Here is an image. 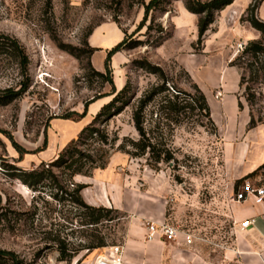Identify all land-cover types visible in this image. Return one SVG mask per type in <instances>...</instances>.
<instances>
[{"label": "rangeland", "instance_id": "374dc122", "mask_svg": "<svg viewBox=\"0 0 264 264\" xmlns=\"http://www.w3.org/2000/svg\"><path fill=\"white\" fill-rule=\"evenodd\" d=\"M151 1L0 0V35L17 39L29 58L24 75L16 60L0 55V96H18L0 104V250L15 256L5 264H95L116 247L130 264H172L173 252L205 264H264V246L247 233L245 222L233 219L238 195L248 185L264 188V175L247 178L264 164V124L249 128L251 114L258 119L264 113V97L256 85L252 108L239 86L241 72L232 67L248 43L260 38L245 20L253 5L264 21V0H235L216 17L199 53V16L186 10V0L151 12L146 23L142 5ZM52 30L81 57L60 50ZM124 40L127 47L110 56ZM131 42L140 45L130 47ZM143 60L165 71L170 88L195 94L197 86L217 132L200 127L198 122L206 121L196 114L178 127L171 142L177 170L172 164L158 172L144 159L114 151L105 170L75 177L86 186L85 203L87 197L93 207L114 210L113 221L91 230L70 205H58L49 193L39 196L11 178L9 166L35 171L53 162L126 86L127 98L113 110L109 131L137 139L134 107L158 84L139 67ZM89 62L97 72L110 71L114 86L92 75ZM153 110H147L149 122L157 121L156 114L150 116ZM149 224L170 225L191 235L193 243L187 246L183 234L175 242L162 241L160 248L150 245ZM91 235L104 247L84 250ZM131 235L140 244L128 252ZM59 240L76 254L70 262L59 261Z\"/></svg>", "mask_w": 264, "mask_h": 264}, {"label": "trees", "instance_id": "16d2710c", "mask_svg": "<svg viewBox=\"0 0 264 264\" xmlns=\"http://www.w3.org/2000/svg\"><path fill=\"white\" fill-rule=\"evenodd\" d=\"M179 0H152L148 5L143 4L145 9L144 22L151 12L162 10L172 2ZM235 0H186V10L199 16L198 21V41L195 49L196 53L202 50V44L215 23L216 17L230 6ZM258 7L251 5L247 10L246 22L260 34L258 40L248 43L243 51L232 62V67L241 72L240 89L244 90L246 102L253 108L256 103V85L261 86L264 97V21H261L256 13ZM154 20L148 26L147 33L153 29ZM142 25V27H144ZM50 36L62 51L80 58L81 54L73 46L65 45L55 36L52 30ZM93 30L88 32L91 36ZM127 42L124 40L116 46L109 55L112 56L125 47ZM130 47L140 45V42H131ZM95 49H91L89 57L93 56ZM8 55L16 60L21 67L22 73H28L29 58L20 42L12 37L0 35V55ZM92 75L104 81L105 84L114 86L110 71L105 73L97 72L89 62ZM139 67L157 78L158 84L148 91L137 101L134 107L132 123L138 134L137 139L131 137L120 138L117 132L109 131V119L118 103H123L128 95V87H124L115 98V101L104 106L94 121L85 127L79 137L73 140L59 156L49 164H42L38 170L25 171L16 166H9L12 171L10 177L19 180L32 192L42 195L49 193V196L58 205H70L76 211V218H80L82 226L88 229H95L104 221H113L110 215L113 209L97 208L85 203L82 198V191L85 185L74 182L75 177H91L98 170H105L109 165L112 152H120L129 156L131 159H144L147 166L155 171H160L162 166L170 167L175 164L174 170L179 167V160L173 151L171 142L174 132L178 127L190 124L186 122L191 115H198L206 122H198L202 128L208 125L213 133L217 132V126L211 116V109L204 93L195 86V94L184 92L176 87L170 88V79L165 71L157 65L151 64L147 60L139 63ZM91 78V75L88 78ZM18 96H0V104H8ZM153 107L150 116L157 115L156 122H149L147 110ZM241 108V104L239 103ZM118 113V112H117ZM258 124H264V113L258 119L251 114L249 128L254 129ZM259 174L264 175V164L255 172L247 176L252 178ZM36 198H34L35 200ZM80 213V214H78ZM75 218V219H76ZM91 242L84 250H96L104 247L102 240H98L91 235ZM60 262H70L76 254H73L65 242L59 240ZM14 255L0 250V264H5L6 260ZM19 264V263H17Z\"/></svg>", "mask_w": 264, "mask_h": 264}, {"label": "crops", "instance_id": "0c3cea01", "mask_svg": "<svg viewBox=\"0 0 264 264\" xmlns=\"http://www.w3.org/2000/svg\"><path fill=\"white\" fill-rule=\"evenodd\" d=\"M76 3L81 2L82 0H74ZM189 71V70H188ZM190 73V71H189ZM228 91L225 90V98L228 96ZM211 109V108H210ZM214 118V113H212V119ZM214 120V119H213ZM217 124V122H214ZM85 197V194H83ZM88 205H94L90 199L85 197ZM233 219L237 224H242L244 222H249L250 226L247 228V233L252 235L256 240H258L264 246V202L256 203V200L253 197H250L245 202H239L233 206ZM160 223V222H158ZM148 235V232H147ZM140 243L136 240V235H131L128 243L127 251L130 252V249H138ZM150 245H155L157 248L162 244V240L156 238L149 242ZM185 247H187L185 245ZM174 261L172 264H205L200 261L196 256L185 255L181 252H173ZM165 256V252H164ZM124 259V257H123ZM125 264H130L126 259H124Z\"/></svg>", "mask_w": 264, "mask_h": 264}, {"label": "built area", "instance_id": "2783aa9c", "mask_svg": "<svg viewBox=\"0 0 264 264\" xmlns=\"http://www.w3.org/2000/svg\"><path fill=\"white\" fill-rule=\"evenodd\" d=\"M250 197H253L256 200V203L260 204L264 202V188L253 190L251 186L246 187L245 194H239L237 201L245 202ZM250 226L249 222H245L243 224L244 228H248ZM184 234V233H183ZM183 234L176 228L167 225V224H149L148 227V239L150 241L159 238L162 241L167 242H175L177 241ZM185 236V244L187 246L192 245L193 240L192 236L189 234H184ZM95 264H125L123 259V251L120 247L112 248L107 252L105 256L99 257Z\"/></svg>", "mask_w": 264, "mask_h": 264}]
</instances>
